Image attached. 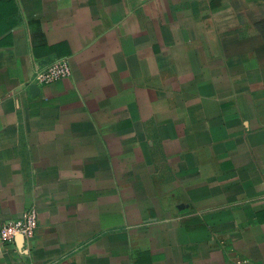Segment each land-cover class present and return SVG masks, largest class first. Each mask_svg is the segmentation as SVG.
<instances>
[{
    "label": "crops",
    "instance_id": "crops-1",
    "mask_svg": "<svg viewBox=\"0 0 264 264\" xmlns=\"http://www.w3.org/2000/svg\"><path fill=\"white\" fill-rule=\"evenodd\" d=\"M30 208L0 264H264V0H0V227Z\"/></svg>",
    "mask_w": 264,
    "mask_h": 264
},
{
    "label": "built area",
    "instance_id": "built-area-1",
    "mask_svg": "<svg viewBox=\"0 0 264 264\" xmlns=\"http://www.w3.org/2000/svg\"><path fill=\"white\" fill-rule=\"evenodd\" d=\"M72 69L67 57L56 58L46 64L37 66L33 85H45L56 80L71 76ZM39 224V214L35 208H30L15 220H7L0 227V239L10 242L16 236L22 235L26 240L34 238Z\"/></svg>",
    "mask_w": 264,
    "mask_h": 264
}]
</instances>
